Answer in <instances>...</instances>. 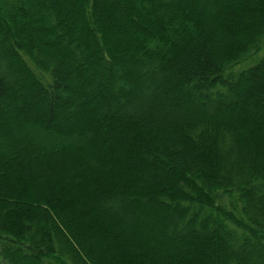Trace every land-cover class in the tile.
Instances as JSON below:
<instances>
[{"label":"trees","instance_id":"16d2710c","mask_svg":"<svg viewBox=\"0 0 264 264\" xmlns=\"http://www.w3.org/2000/svg\"><path fill=\"white\" fill-rule=\"evenodd\" d=\"M0 256L264 264V0H0Z\"/></svg>","mask_w":264,"mask_h":264},{"label":"rangeland","instance_id":"374dc122","mask_svg":"<svg viewBox=\"0 0 264 264\" xmlns=\"http://www.w3.org/2000/svg\"><path fill=\"white\" fill-rule=\"evenodd\" d=\"M216 43L218 44V42L216 41ZM20 148H21V146H20ZM32 155V154H31ZM30 159L31 160H34V159H36V157H34L33 155L30 157ZM17 167H19V165H17ZM14 171H15V169L14 168H12ZM38 169V170H37ZM37 169L36 170H33L34 171V173H35V175L38 177V178H40L41 177V175H42V173L44 172V169L40 166V165H38L37 166ZM0 264H8L6 261H4L2 258H1V256H0Z\"/></svg>","mask_w":264,"mask_h":264},{"label":"bare ground","instance_id":"6f19581e","mask_svg":"<svg viewBox=\"0 0 264 264\" xmlns=\"http://www.w3.org/2000/svg\"><path fill=\"white\" fill-rule=\"evenodd\" d=\"M71 96V95H70ZM71 98V97H70ZM69 101V99H67Z\"/></svg>","mask_w":264,"mask_h":264}]
</instances>
